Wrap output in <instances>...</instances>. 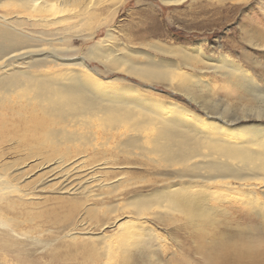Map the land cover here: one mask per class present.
<instances>
[{
  "label": "bare ground",
  "instance_id": "bare-ground-1",
  "mask_svg": "<svg viewBox=\"0 0 264 264\" xmlns=\"http://www.w3.org/2000/svg\"><path fill=\"white\" fill-rule=\"evenodd\" d=\"M122 2L0 0V264H42L20 258L22 238L41 244L43 264H156L171 239L157 222L177 219L195 232L200 251L201 236L210 235L211 264L264 263V125L202 116L127 76L191 99L214 83L203 69L253 96L258 86L236 62L206 56L200 42L193 51L142 44L171 56L155 59L107 29L77 54L75 38L91 40ZM99 65L127 76L109 77ZM118 153L126 161L115 165ZM132 157L168 172L151 182L158 187L120 203L129 178L113 169ZM253 213L261 230L235 221L238 234H251L246 242L216 234L222 220Z\"/></svg>",
  "mask_w": 264,
  "mask_h": 264
},
{
  "label": "rangeland",
  "instance_id": "rangeland-1",
  "mask_svg": "<svg viewBox=\"0 0 264 264\" xmlns=\"http://www.w3.org/2000/svg\"><path fill=\"white\" fill-rule=\"evenodd\" d=\"M105 16L104 11L98 13L93 21L102 22ZM107 29H111L117 41L137 50H145L153 54L155 59L171 56L166 55L165 57L142 44H163L180 50L193 51V47L200 42L201 50L206 56L218 58L223 55L236 62L250 74L252 80L249 85L253 83L258 86L259 91L253 90L255 96L243 88H233L228 79L213 73L210 69H203L201 76L214 83L211 84L209 91L196 93L193 99L183 92H173L161 84L144 83L137 78L126 76L131 83L138 84L143 90L148 85L152 86L155 91L150 92H156L163 99L173 100L202 116L205 112L207 114L209 112L208 115L211 117L221 116L229 122H235V127L241 128L264 125V0H184L175 5H165L159 0H123L115 14L109 19L108 26L106 28L100 26L91 40L83 41L80 45V40L75 38L77 42L74 46L81 48L77 54H82L86 46L105 36ZM90 64L91 66L97 65L95 61ZM98 68L108 73L109 77L125 76L123 73L104 69L105 67L101 65ZM124 158L126 157L122 153H118L114 159L117 160L114 161L115 165L125 162ZM129 160L128 167L121 166L122 168L113 169L124 174L127 180L129 178L126 181L127 186L125 185V188L121 190L123 194L120 196V203L128 197L131 198L132 194L147 193L156 188V185L158 187L160 184L154 186L151 182L161 180L164 173L168 172L167 168L146 162L142 157H132ZM143 179L149 181L141 183ZM239 216L241 217L232 220V223L222 220V226L216 234L224 233L237 242H246V238L251 234H238L234 228L237 223L235 221H240L239 224L243 223V227L256 228V231L262 229V220H259L261 217L257 213L251 216L244 214ZM157 224L159 225H157L158 234L166 237L168 232L171 239L167 242V244L170 242L165 251L167 254L164 256L159 252L160 261L156 264H167V259H170L171 264L179 262V264H211L216 260L210 256V250L207 249L211 241L210 235L201 236L203 244L200 251L195 232L181 219L171 224L163 222H157ZM40 236L48 237L46 233ZM31 240L22 238L20 251L23 253L20 258L40 260L42 264L49 262V257L46 251L42 250L41 244ZM61 253L65 252L61 250ZM15 254L16 252H9L8 257H15ZM181 255L184 257L180 260ZM53 262L57 264L55 261L51 263L54 264ZM18 263L13 261L12 264ZM139 264H151V262L143 261Z\"/></svg>",
  "mask_w": 264,
  "mask_h": 264
}]
</instances>
